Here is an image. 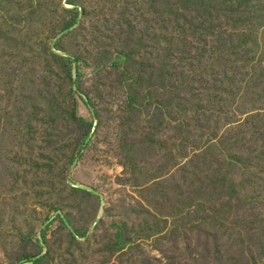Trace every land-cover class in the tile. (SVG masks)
Returning a JSON list of instances; mask_svg holds the SVG:
<instances>
[{"label": "rangeland", "instance_id": "obj_1", "mask_svg": "<svg viewBox=\"0 0 264 264\" xmlns=\"http://www.w3.org/2000/svg\"><path fill=\"white\" fill-rule=\"evenodd\" d=\"M264 264V0H0V264Z\"/></svg>", "mask_w": 264, "mask_h": 264}, {"label": "trees", "instance_id": "obj_2", "mask_svg": "<svg viewBox=\"0 0 264 264\" xmlns=\"http://www.w3.org/2000/svg\"><path fill=\"white\" fill-rule=\"evenodd\" d=\"M30 262H34V260L32 259L25 260V261L20 262L19 264L30 263Z\"/></svg>", "mask_w": 264, "mask_h": 264}]
</instances>
